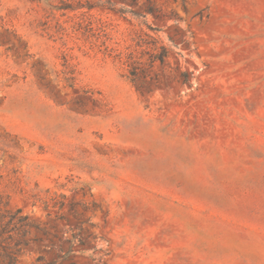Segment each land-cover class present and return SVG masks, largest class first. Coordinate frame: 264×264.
<instances>
[{
    "label": "rangeland",
    "instance_id": "374dc122",
    "mask_svg": "<svg viewBox=\"0 0 264 264\" xmlns=\"http://www.w3.org/2000/svg\"><path fill=\"white\" fill-rule=\"evenodd\" d=\"M0 195L56 234L21 264H264V0H0Z\"/></svg>",
    "mask_w": 264,
    "mask_h": 264
},
{
    "label": "trees",
    "instance_id": "16d2710c",
    "mask_svg": "<svg viewBox=\"0 0 264 264\" xmlns=\"http://www.w3.org/2000/svg\"><path fill=\"white\" fill-rule=\"evenodd\" d=\"M117 12L125 15L127 12H132L133 16H145L134 13L133 11H126L120 9ZM154 11H148L152 13ZM157 18V16H155ZM158 29L147 24V30H138L135 32V36L132 39V44L127 47V51L117 54V59L126 70V77L136 87V89L142 93L144 90L150 89L152 83L155 85H162L159 79V75L155 71L157 63L163 64L170 58V52L172 49L166 45H163L158 37ZM173 43V40H171ZM173 46L174 45L173 43ZM181 80L184 84L190 83L189 74L186 71L181 72ZM63 199L66 195H59ZM58 196L51 198L46 197L42 202L45 204V208H57L59 213L65 204V201H58L51 205L53 200H56ZM87 221H82L86 223ZM70 229V228H69ZM82 228L79 227V230ZM35 231L42 237L35 236L28 238V235ZM56 234H54L49 228L43 226L40 222L31 219L28 215H24L21 209L8 208V202H4L0 195V264H21L20 257L22 254L27 253L30 241H51ZM68 243V250L63 251L61 247L60 259H65L71 254H75L73 249L75 244L79 243L85 245L81 239L72 234V237H63ZM83 252V251H81ZM44 260L43 255H39L37 263ZM52 262L51 264H55Z\"/></svg>",
    "mask_w": 264,
    "mask_h": 264
}]
</instances>
